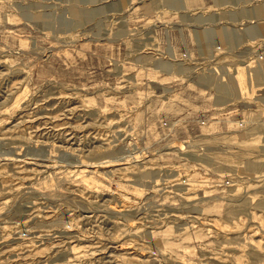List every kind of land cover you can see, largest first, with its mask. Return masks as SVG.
Instances as JSON below:
<instances>
[{"label":"rangeland","instance_id":"374dc122","mask_svg":"<svg viewBox=\"0 0 264 264\" xmlns=\"http://www.w3.org/2000/svg\"><path fill=\"white\" fill-rule=\"evenodd\" d=\"M213 1L0 0V264H264V0Z\"/></svg>","mask_w":264,"mask_h":264},{"label":"crops","instance_id":"0c3cea01","mask_svg":"<svg viewBox=\"0 0 264 264\" xmlns=\"http://www.w3.org/2000/svg\"><path fill=\"white\" fill-rule=\"evenodd\" d=\"M232 2H236L238 4H241V3L247 2V0H214L213 1V6H216V7L221 6V5L224 6L226 3H232ZM256 7L254 6V8L252 9V11H250L249 13L252 14V15H254L253 12L255 11V9H259V13L261 14V16H263V13H264V3L261 4V5H259L258 8H256ZM257 12H258V10H257ZM234 14H236V13H234ZM241 32L243 33V35H244V37H245L246 40L247 39H250L251 37H254V35L257 34V32L255 33V28H253L252 26L245 27V29H243V31H241ZM262 100L264 101V98H262Z\"/></svg>","mask_w":264,"mask_h":264},{"label":"built area","instance_id":"2783aa9c","mask_svg":"<svg viewBox=\"0 0 264 264\" xmlns=\"http://www.w3.org/2000/svg\"><path fill=\"white\" fill-rule=\"evenodd\" d=\"M245 105H247V104H243L242 105V108H244L245 107ZM235 107H237V105H235ZM222 115H221V117H225V116H227L228 114H226V115H224V112L223 113H221ZM241 115V114H240ZM203 120V119H202ZM202 120L200 121V122H202ZM242 126V122L240 123V124H238V128H239V131L241 132L242 130H241V127ZM228 184V183H227ZM227 184H225V185H227Z\"/></svg>","mask_w":264,"mask_h":264}]
</instances>
